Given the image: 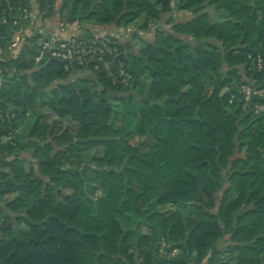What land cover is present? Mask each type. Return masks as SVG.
Returning a JSON list of instances; mask_svg holds the SVG:
<instances>
[{
	"label": "trees",
	"instance_id": "16d2710c",
	"mask_svg": "<svg viewBox=\"0 0 264 264\" xmlns=\"http://www.w3.org/2000/svg\"><path fill=\"white\" fill-rule=\"evenodd\" d=\"M58 1L35 0L44 18ZM173 2L62 0L71 22L110 28L179 14L139 54L116 45L113 76L104 61L94 78L51 52L37 63V41L0 61V152L16 154L0 168V264H264V95L244 92L264 91V0ZM29 4L0 0L1 47ZM93 148L95 167L63 168Z\"/></svg>",
	"mask_w": 264,
	"mask_h": 264
},
{
	"label": "rangeland",
	"instance_id": "374dc122",
	"mask_svg": "<svg viewBox=\"0 0 264 264\" xmlns=\"http://www.w3.org/2000/svg\"><path fill=\"white\" fill-rule=\"evenodd\" d=\"M178 0H174L173 6L175 9V5L177 4ZM62 5V0H59L56 9L57 14L51 18H44V14L40 12L38 5L36 4L35 0H30L29 8L24 9V15L22 17H19V21L24 19L22 24H20L21 28L16 31L13 34V38L9 42V44L6 45V47L0 46V61L7 62L11 61L12 59H17L20 57L21 53L25 50L33 51L34 46H37L35 44V41L38 42V47L42 48V54L41 57L37 58V63H39L43 57V55L46 52H54V48L59 43H68L71 40H76L78 43L83 44L85 40L89 41H95L99 42L98 46L106 45L107 48L105 49V54L102 56L104 61L105 67H111L114 63V60L118 58L119 54V48L115 47L112 48V45H119L121 46L124 51H130L134 54H139L141 49L145 47V41L149 40L150 38H153L155 35H157L160 32H164L166 34H175L173 32V25L175 24V21L178 19V13L175 11L163 14L161 15V18L157 22L150 21L147 25L143 20H141L137 24H132L130 26H115L114 28H110L109 26H94L91 24H79L78 22H71L68 17H65L63 14L60 13ZM25 10H28V13L25 12ZM182 17H189L191 13L186 12L182 14ZM183 19V18H181ZM180 20V19H179ZM16 21V24L17 22ZM46 31V32H45ZM51 31L55 34L52 36L51 46L52 48L43 49L42 43L44 41V37L41 36V32L47 33L48 35L51 34ZM185 40H190L189 37L181 36ZM20 40V41H19ZM114 52L113 55H111V52ZM108 52V53H107ZM109 55L110 59L105 60L104 58ZM111 57H114L113 60H111ZM87 58V57H86ZM88 62L84 65L86 70L83 72L86 75H88L91 78H94V75L91 74L89 70H87L88 65L92 63L93 61H96L97 59L87 58ZM74 64V63H73ZM77 65V64H76ZM260 65H262V62L260 61ZM121 67V65H119ZM4 70L0 68V87L2 86L4 79L6 75L4 74ZM81 73L80 75H83ZM60 83L57 82L54 84V86L50 89L56 88ZM63 84V83H62ZM245 90H248V86L244 88ZM244 90V91H245ZM264 92V91H263ZM50 95H47L45 97H49ZM47 99V98H46ZM256 114H260L264 112V105H256ZM32 118L33 116L29 115L26 117V119L23 121V123L20 125V128L15 132V135L17 136H25L28 135L29 129L32 124ZM49 123L54 127L56 131L63 130L64 128H70L74 133L77 132L78 126L76 123L70 121L69 119H59L56 116H50L49 117ZM10 137L3 138V143H6L9 141ZM137 141V138L132 137L130 138L131 143H135ZM19 154V158L24 160V165L26 169H29L31 165V161L29 160L30 155L26 151H19L17 152ZM3 154V155H2ZM103 154V150L101 148H93L90 151L84 153L82 157H76V156H70L69 160L65 162L63 165V168H73L76 167V165L83 160L85 165H88L90 167H95L94 158L100 157ZM15 153L13 155H10L7 157V154H4L0 152V168L5 163L4 161L7 160H13L15 159ZM3 156V157H2ZM73 164V165H71ZM106 170V169H104ZM228 184L226 185V187ZM100 191H96V195H99ZM222 197V192H219L216 195V199L219 203L220 199ZM11 199V198H7ZM165 212H172L175 210L174 206H166L162 208ZM143 232L150 233V230L147 228H143ZM224 242H222L220 245L223 247Z\"/></svg>",
	"mask_w": 264,
	"mask_h": 264
},
{
	"label": "built area",
	"instance_id": "2783aa9c",
	"mask_svg": "<svg viewBox=\"0 0 264 264\" xmlns=\"http://www.w3.org/2000/svg\"><path fill=\"white\" fill-rule=\"evenodd\" d=\"M26 13H28V10H25ZM46 32V31H45ZM42 37H44V41L42 43L43 49L52 48L51 41L52 36L55 34L51 31V34L48 35L47 33L41 32L40 33ZM20 41V40H19ZM99 42L95 41H86L83 44L78 43L76 40H71L70 42L66 43H58L56 47L54 48V52L52 53L53 57L60 59L62 61H66L69 64H77L79 66H84L86 62H88L87 58L97 59L96 61H102V56L106 53L105 49L107 48L106 45L98 46ZM115 45H112V48H115ZM108 53V52H107ZM114 52H111V55H113ZM87 57V58H86ZM97 67V66H96ZM98 68V67H97ZM105 69L110 73V76H113L111 73L112 68L105 67ZM122 75H124V72H122ZM123 82L127 84L128 78H124ZM245 90V89H244ZM247 100L251 98L252 95H264L263 91H257L256 89L252 87H248V90L244 91Z\"/></svg>",
	"mask_w": 264,
	"mask_h": 264
}]
</instances>
